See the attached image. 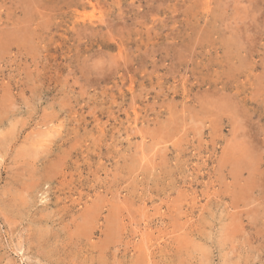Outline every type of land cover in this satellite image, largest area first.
I'll return each instance as SVG.
<instances>
[{
    "label": "rangeland",
    "instance_id": "rangeland-1",
    "mask_svg": "<svg viewBox=\"0 0 264 264\" xmlns=\"http://www.w3.org/2000/svg\"><path fill=\"white\" fill-rule=\"evenodd\" d=\"M0 264H264V0H0Z\"/></svg>",
    "mask_w": 264,
    "mask_h": 264
},
{
    "label": "bare ground",
    "instance_id": "bare-ground-1",
    "mask_svg": "<svg viewBox=\"0 0 264 264\" xmlns=\"http://www.w3.org/2000/svg\"><path fill=\"white\" fill-rule=\"evenodd\" d=\"M95 6V5H94ZM93 8V7H92ZM81 15V14H79ZM94 15V14H93ZM92 18V17H91ZM90 19V18H89ZM91 20V19H90ZM95 23V22H94ZM25 39V38H24ZM16 44V43H15ZM111 59V58H110ZM133 89V88H132ZM129 90H130V86H129ZM141 149V148H140ZM141 155V154H140ZM123 211V210H122Z\"/></svg>",
    "mask_w": 264,
    "mask_h": 264
}]
</instances>
